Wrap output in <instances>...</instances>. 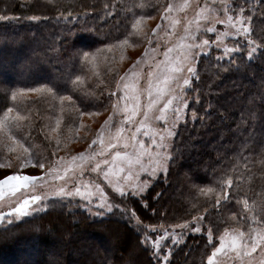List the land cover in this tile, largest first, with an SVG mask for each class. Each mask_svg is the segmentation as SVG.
<instances>
[{"label":"trees","instance_id":"obj_1","mask_svg":"<svg viewBox=\"0 0 264 264\" xmlns=\"http://www.w3.org/2000/svg\"><path fill=\"white\" fill-rule=\"evenodd\" d=\"M163 2L0 0V123L5 125L0 129V167L8 165L11 154H24L9 134L35 159L68 139L84 138L89 130L85 120L110 108L119 67L146 38L150 25L145 21ZM241 8L259 50L248 57L244 43L231 60L218 59L220 52L214 49L199 57L187 120L174 139L168 173L142 198L124 199L142 224L171 225L206 211L203 224L214 227L218 238L228 227L248 231L236 214L261 215L264 0H234L230 7L235 14ZM228 180L233 182L231 199L217 207ZM157 193L161 195L153 199ZM49 207L0 227V264H18V254L25 257L22 264H156L139 231L119 214L97 218L75 204ZM206 244V235H188L168 264H206L212 250Z\"/></svg>","mask_w":264,"mask_h":264},{"label":"snow or ice","instance_id":"obj_2","mask_svg":"<svg viewBox=\"0 0 264 264\" xmlns=\"http://www.w3.org/2000/svg\"><path fill=\"white\" fill-rule=\"evenodd\" d=\"M195 8L194 20L189 21L184 27L186 37H182L175 48L166 47L163 53L164 59L153 57L146 73V82L142 78H136L134 83H124L122 87L118 85L117 90L109 94V98L115 97L116 101L112 105L114 111L109 119L105 121V124L115 125V134L109 132L107 138H105L104 133L101 132L99 137L100 149L93 151L87 157L83 154L79 157H72V163L63 168V176L58 169L50 167L47 173L39 177V179L51 177L53 180H59L64 184V187L52 192L51 195L62 197L80 196L89 204L92 202V198L96 196L100 207L103 208L107 204L108 197L104 188L96 182V179L84 182L83 187L85 190H81L86 172L95 173L97 179L107 182L114 192L120 195H124L127 188L132 189L131 195L133 197L145 193L151 186V178L159 172L161 162L170 165L175 158L169 144L165 143L166 137L175 134L171 131L168 122L170 119L174 121L185 119V116L182 115V109L188 104V101L184 99L183 93L185 87L190 85V77L196 75L197 68L194 65L197 58L209 51L210 44L215 46L218 51H222L223 56L218 59L228 58L231 60L234 54L241 52L245 42L249 48L248 57H252L259 50L254 46V41L245 39L251 29L243 22L245 19L242 15L243 8L235 15L229 14L230 11L235 12V9H229L226 3L223 9L214 4L205 7L199 3L196 4ZM174 9L175 5L169 2L161 19L167 20ZM220 15L224 18H219ZM3 19L9 18L4 17ZM201 21L213 25L207 27L206 32L215 34V40L210 41L209 39L199 38L197 33L201 29ZM172 23L176 24L179 21H173ZM193 23L195 24V31L191 27ZM214 25H228L230 30L220 32ZM152 31L156 32L157 29L154 28ZM230 35L241 38L237 40L234 47H229L228 44L224 43V38ZM186 40L191 42H186ZM174 51H177L175 57L172 55ZM83 56L87 58L89 53L84 52ZM48 91L51 92L52 89H48ZM12 99H16L15 92L12 94ZM61 99L65 98L61 97ZM67 99L71 100V97H67ZM173 104L176 106L173 107ZM7 111L11 113L13 109L9 108ZM116 117H119V119H116ZM157 121L164 123L163 129L156 126ZM4 126L0 123V129ZM172 126L174 127L175 124ZM144 137L148 138L147 142ZM8 139L20 144L24 153H29L28 156L22 155L20 157L21 167H24V164L29 161L38 163L42 169L45 167V163L41 162L40 159H35L29 152V148L24 147V143L17 139L16 135L9 134ZM96 143L97 141L94 140L92 146ZM153 147L156 151H152ZM146 158L148 159L147 165L144 163ZM77 160L80 161L79 164L76 163ZM167 171L168 168L165 167L164 172L167 173ZM140 172L147 173L149 179H141ZM37 179L33 175H5L0 179V187L7 185L15 193L18 188H29V182H35ZM232 183V180H228L222 194H218L217 207L221 205L222 201L231 199L229 192ZM73 184L75 187H70ZM160 195L161 193H157L153 199ZM44 199H46V196L26 195L24 199L17 203L16 207L10 208L8 213L0 211V220H3L5 216H14L16 220H19L29 214V209L33 205L42 203ZM244 205L247 209V200L244 201ZM107 206L111 211L112 205L107 204ZM148 206L147 203L144 204V207ZM258 211L261 213L259 218L255 213L236 214L239 219L249 225L248 231H237L235 234H230L226 230L224 234L219 236L218 242L217 237L214 236L216 229L214 227L208 228L206 248H212V252L207 256L206 264H216L214 258L221 252L234 253L241 264H245V262L246 264H264V229L251 227L252 224H264V204L260 206ZM98 215L103 216L104 213L100 212ZM204 219L205 216L193 217L191 221L178 225L181 229L179 233L170 234L165 231L164 235L172 240L174 244L179 243V237L188 232L204 236L205 233L201 226ZM193 223L197 226L192 227ZM160 230V226L146 225V234L143 237L142 244L145 246L151 244L155 248H161L162 237H157L155 240L151 239V232ZM161 250L163 251L162 248ZM257 252L261 254L258 261L255 257ZM156 259L160 264L159 253ZM164 259L167 260V254Z\"/></svg>","mask_w":264,"mask_h":264},{"label":"rangeland","instance_id":"obj_3","mask_svg":"<svg viewBox=\"0 0 264 264\" xmlns=\"http://www.w3.org/2000/svg\"><path fill=\"white\" fill-rule=\"evenodd\" d=\"M164 1L162 3L161 8L156 12L155 15L149 17L145 22L150 25L148 35L146 38L142 41V43L139 44V47L136 49L131 50L130 59H128L123 65H121V68L119 67V74L116 76L115 83L113 85V91L117 90L118 85L120 87L123 86L124 83L132 84L134 83L136 78H142L145 82L147 80L146 73L149 70V66L152 63V59L155 56L157 59H164L163 53L166 47H173L175 48V45L180 43V40L182 37H186L184 27L186 24L189 23V21L194 20V13L196 11V4H201L205 7H208L210 5H215L221 9L225 7V3L227 4V7L230 9L232 3L234 0H162ZM253 2H258L259 0H251ZM171 2L175 5V9L173 13L168 16L167 20H162V14L164 12V9L167 8L168 3ZM183 9V10H182ZM230 15H235V13H232L230 11ZM219 18H224L222 15L219 16ZM245 18V17H244ZM150 20V21H149ZM173 21H179V23L173 24ZM249 26V21L247 18L243 21ZM159 26V27H158ZM209 25L206 22L201 21V29L197 33L200 39H209L215 40V34L207 33L206 28ZM220 32H224L226 30H230L228 25H214ZM192 30L195 31V24L193 23L191 25ZM156 28L157 31L153 32L152 29ZM250 34V33H249ZM248 36L245 39H250ZM241 38L236 36H226L224 38V43L228 44L229 47H234L235 44H232L236 40H239ZM186 42H191L187 41ZM199 42V41H197ZM246 49L247 52L249 50L247 43ZM255 46V45H254ZM211 49L216 50L217 52H220L219 55L222 57L223 53L222 51H218L215 46L209 45V51L206 53H203L202 55H206L210 52ZM256 53V52H255ZM173 57L177 55V51L173 52ZM201 55V56H202ZM199 57L197 58L195 62V67L197 68V62ZM226 59V58H225ZM186 71V70H185ZM197 74V71H196ZM123 78V80H122ZM196 75L193 77H190V85L185 87V91L183 93L184 99L188 101V104L182 109V115L185 116L184 120L181 121H174L169 120V127L171 131L174 134V136L166 137L165 143L169 144L170 148L173 149V143L174 139L176 137L177 131L180 126L184 125L187 120L188 115V107L191 101V97L188 94L189 89L192 86L193 81L195 80ZM131 92V90H130ZM116 98L112 97L110 98L109 105L110 108L105 112H101L100 114H89L88 116L90 118H87L85 122L89 124V130L84 132V138L82 140L76 139V137H73L71 139H68L62 144H57L55 147V150L51 152L46 157H39L41 162L45 163V167L42 169L39 167V164L37 166H34V163H28L26 162L24 164V167H21V160L20 157L22 155L27 156L26 153H15L11 154V157L7 159L8 165L5 168L0 167V179H2L5 175H12V174H19V175H33L36 176L38 179L35 182H29V188H18L17 191L14 193L7 185H4L0 187V211H3L5 213H8L10 208L16 207L17 203L20 202L22 199L25 198L26 195H41L46 196V199L42 203H37L32 206L31 209H29V214L25 217H22L19 220H16L14 216H5L3 220H0V227H3L5 225H8L10 223L20 221L25 218H29L34 216L35 214H38L44 210L49 209V204L57 205L61 208L66 207V204L70 205H76L78 208L85 210L90 217H97L102 218L106 217L108 215L113 214H119L121 217H123V220H126L129 222V225L134 228L135 230H138L141 234V240H143L145 232V226L148 224H142L138 218L133 214V212L126 207L124 203V199L128 197L132 198H142L146 193L138 194L135 197L131 195L132 189L127 188L124 195H120L119 193H115L114 190L107 184V182L103 181L102 179H97L95 173L86 172L84 176V180L82 181L81 190L84 191L83 183L89 180L96 179L97 183L101 184V187L104 188L105 194L108 197L107 204H111L112 208L111 211H109L107 204L103 208L100 207L98 203V197L94 196L92 198V202L89 204L87 201H85L80 196H71V197H62V196H55L51 195L52 192L57 191L59 188L64 187V184L61 183L59 180H53L51 177H47L46 179H39V177L43 176L45 173L48 172V169L54 168L58 169L60 171V174L63 176V168L72 163V157H79L81 154H83L85 157L90 156L93 151H98L101 147L99 143V137L100 133L103 132L105 135V138H107L109 132H111L113 135L115 134V125L113 124H105V121L109 119V117L113 113V107L112 105L115 103ZM163 106L162 104L160 105ZM176 105L173 104V107ZM159 114V113H157ZM85 118H83L84 121ZM116 119H119V117H116ZM175 124L173 127L172 125ZM156 126L163 129L164 123L161 121L156 122ZM145 141H148L147 137H144ZM97 141V143L92 146L93 141ZM91 146V147H90ZM121 150V149H118ZM152 151H156V149L153 147ZM62 158V159H61ZM77 164L80 163L79 160L76 161ZM144 163L148 164V159L146 158L144 160ZM27 165V166H26ZM167 167L169 171L170 165H167L165 162H161L159 172L155 177H152V183L151 186L160 178H164L165 175L168 173L164 172V168ZM55 174V173H54ZM71 175V173H69ZM141 179H149V175L144 172L139 173ZM150 186V187H151ZM70 187H75L73 184ZM150 189V188H149ZM94 190V189H93ZM103 212L104 215H98V213ZM206 211H203V213L196 216H205ZM193 218V217H192ZM189 219L187 221L192 220ZM186 221L171 224V225H155L160 226L161 230L157 232H151V239L155 240L157 237H162L161 239V248H155L153 245L149 244L147 247L153 258L157 262V254L159 253L160 256V264H168L170 255L174 251V249L177 246L183 245L186 241L188 235H200V234H193V233H186L185 235H182L179 237L180 242L174 244L172 240L168 239L167 236L164 235L165 231H167L170 234H176L181 231V229L178 227V225H181L185 223ZM197 226L195 223L192 224V227ZM204 233L206 235L208 227L206 225H201ZM252 228L257 229H264V226L255 225ZM228 231L230 234H235L237 231H243L236 227H228L225 228L220 232V235L224 234L225 231ZM150 231V230H149ZM246 232V231H245ZM219 238V237H218ZM217 238V242H218ZM170 250V252H169ZM212 252V250H211ZM210 252V254H211ZM167 254V260L165 261L164 257ZM15 256H19V263L22 264V260H24V255L18 254ZM261 254L257 252L255 254L256 260L258 261L260 259ZM216 261V264H241V261L235 257L234 253L231 252H221L217 254V257L214 258ZM207 262V259H206ZM246 264V262H245Z\"/></svg>","mask_w":264,"mask_h":264}]
</instances>
